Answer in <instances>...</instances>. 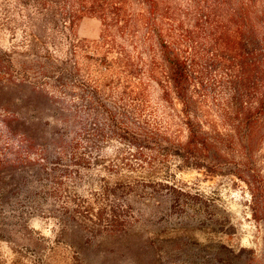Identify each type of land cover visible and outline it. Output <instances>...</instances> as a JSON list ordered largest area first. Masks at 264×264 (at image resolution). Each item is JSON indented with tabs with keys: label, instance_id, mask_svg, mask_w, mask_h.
<instances>
[{
	"label": "rangeland",
	"instance_id": "obj_1",
	"mask_svg": "<svg viewBox=\"0 0 264 264\" xmlns=\"http://www.w3.org/2000/svg\"><path fill=\"white\" fill-rule=\"evenodd\" d=\"M263 1L250 0L246 32L238 35L244 48L233 56L227 48L234 37L233 15H241L240 5L248 0H160L195 29L205 103L213 116L226 109L236 132L238 108L260 106L254 147L235 143L231 153L233 163L264 173ZM3 2L0 264H264L261 188L253 196L248 183L234 174L212 175L181 165L163 150L137 152L134 144L121 140L119 127L145 123L181 141L187 131L178 117V101H166L160 84L148 75L143 74L138 90L100 80L96 61L119 55L106 51V44L99 47L101 19L79 20L76 37L91 50L78 48L69 55L82 63L89 87L82 91L72 78L58 88L52 77L43 86L42 76L51 73L35 70L31 57L12 52L20 31L13 38ZM143 9L139 0H131L133 18ZM135 22L130 31L135 34L117 37L113 46L166 84L160 50ZM242 60L248 61L246 71L238 66ZM166 183L181 189L177 202L170 199ZM106 201L117 204L115 215L98 218Z\"/></svg>",
	"mask_w": 264,
	"mask_h": 264
},
{
	"label": "trees",
	"instance_id": "obj_2",
	"mask_svg": "<svg viewBox=\"0 0 264 264\" xmlns=\"http://www.w3.org/2000/svg\"><path fill=\"white\" fill-rule=\"evenodd\" d=\"M3 1L9 19L7 22L13 24L9 27L13 38L16 39V34L20 31V38L12 44L15 49L12 52L23 57H31L29 60L34 61L35 70L42 69L51 73L42 76L43 86L49 82L47 78L52 77L58 88L64 87L72 78L74 84L82 91L87 89V85L89 87L90 79L84 78L81 74L82 63L78 60L72 61L69 55L76 53L78 48L84 51L91 50V46L83 47L79 44L75 27L84 16L99 17L102 23L99 47L106 44V51L110 48L119 53L114 58L96 61L94 66L98 72H102L100 80H103L105 85L128 83L138 90L143 76L148 75L160 84L166 101L172 102L173 98L178 101L180 104L178 117L187 131L186 139L181 141L163 131L151 129L145 123L135 127H119L118 134L121 140L134 144L137 152H143L142 150L147 147L163 150L166 156L174 155L179 158L181 165L203 168L212 175L234 174L248 183L253 196L261 188V220L264 221V173L259 168L248 167L242 162L233 163L231 153L235 143L249 150L254 147L257 132L255 112L260 106L238 108L237 114L240 117L236 132L229 127L230 117L226 109H223L220 117L213 116L205 103L206 93L202 72L198 67L200 57L197 53L195 29L188 28L175 12L164 7L160 0H139L144 9L137 14L138 18H133L129 12L131 0ZM249 2L250 0L240 5V9L243 10L241 15H233L236 18L234 37L229 40L227 47L233 56L239 55L237 51L244 48L239 36L246 32L245 14L246 16L249 14ZM262 6L264 9V1ZM17 17L20 20H17ZM134 19L135 23L144 29L145 38L150 41L153 39L160 50L166 65L164 70L166 84L152 69L145 73L139 65L133 63L130 56L121 51L122 49L116 50L113 46L117 37L122 38L130 33ZM131 33L135 34L133 31ZM63 47L65 52L61 55ZM238 66L245 71L249 69L247 60H242ZM94 92L93 101L98 94L97 91ZM263 104L262 101L261 108H264ZM60 107L66 110V106ZM80 126L81 129H85L84 120ZM79 144L77 140L71 145L73 154L77 152ZM82 153L85 154L84 151ZM164 186L169 188L172 202H177L182 194L181 189L173 184L166 183ZM116 207L117 204L106 201L99 207L96 216L98 218L113 216Z\"/></svg>",
	"mask_w": 264,
	"mask_h": 264
}]
</instances>
